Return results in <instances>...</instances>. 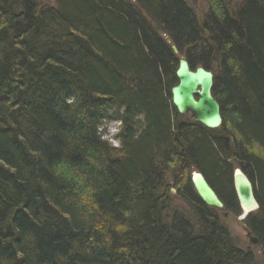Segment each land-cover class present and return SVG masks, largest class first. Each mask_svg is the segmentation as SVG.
<instances>
[{"label":"trees","instance_id":"16d2710c","mask_svg":"<svg viewBox=\"0 0 264 264\" xmlns=\"http://www.w3.org/2000/svg\"><path fill=\"white\" fill-rule=\"evenodd\" d=\"M239 2L0 0V264H259L189 174L236 214L247 174L264 251V0ZM178 52L213 70L219 128L173 106Z\"/></svg>","mask_w":264,"mask_h":264},{"label":"water","instance_id":"95a60500","mask_svg":"<svg viewBox=\"0 0 264 264\" xmlns=\"http://www.w3.org/2000/svg\"><path fill=\"white\" fill-rule=\"evenodd\" d=\"M175 52L177 48L173 46ZM177 85L171 88V98L175 109L181 115L191 114L194 121L208 129L219 128L223 124L221 105L213 94L215 75L210 69L199 66L193 69L187 58H180V65L176 72ZM175 141L182 146L177 137ZM191 182L201 199L207 206L222 209L224 203L216 190L208 183L201 171L191 173ZM235 192L241 209V219L259 208V203L254 193V187L249 177L242 169H235ZM247 236L254 244H258L256 237Z\"/></svg>","mask_w":264,"mask_h":264},{"label":"rangeland","instance_id":"374dc122","mask_svg":"<svg viewBox=\"0 0 264 264\" xmlns=\"http://www.w3.org/2000/svg\"><path fill=\"white\" fill-rule=\"evenodd\" d=\"M45 1H47V0H45ZM186 1L193 8L196 16L199 19H202L204 14L207 12V10L210 7V1L211 0H186ZM227 1L233 7H235L236 5L241 3V2H239V0H227ZM165 37H167V36H165ZM179 56L184 57V58L187 57L185 55V53H179ZM211 71L213 72V70H211ZM192 119H194V118H192ZM118 126H119V123L114 122V123H111L105 127L106 133H105L104 138L108 139L113 145L114 144L116 145L117 141L114 139V136H112V135L114 133H116ZM263 154H264V152H263ZM239 168L240 167L235 164V169H239ZM193 171H200V170L197 168H191L189 174L191 175V173ZM176 176L178 177V175H175V173L174 174L171 173V174H168L167 178H166V182L168 184V191L170 193V201H169L170 202V209H171V211H174V210L182 211L183 213H186L191 218V220H193L194 219L193 218L194 216L192 214L193 210L188 205V203L183 201L182 198L179 197V195L177 194V187L175 184ZM216 210H218V216H219L221 222L228 228V230H229L233 240L236 242V244L238 246H241V248L251 249L256 256L257 262L259 264H264V251L259 245L252 243L250 241V237L247 236L249 229L245 223V219L240 218L241 212L236 214L234 212H229L228 210H225L224 208L216 209ZM251 236H253V235H251Z\"/></svg>","mask_w":264,"mask_h":264},{"label":"bare ground","instance_id":"6f19581e","mask_svg":"<svg viewBox=\"0 0 264 264\" xmlns=\"http://www.w3.org/2000/svg\"><path fill=\"white\" fill-rule=\"evenodd\" d=\"M179 65H180V60H179ZM179 65H178V68H179ZM199 67V66H198ZM201 67V66H200ZM204 67V66H203ZM177 68V70H178ZM197 68V67H196ZM178 80V79H177ZM177 85V84H176ZM175 86V85H174ZM170 94H171V90H170ZM172 99V98H171ZM219 102V101H218ZM234 174H235V168L233 169V172H232V183H233V188L235 190V181H234ZM247 175V174H246ZM206 178V177H205ZM250 179V178H249ZM207 180V178H206ZM208 181V180H207ZM208 183L210 184V182L208 181ZM253 184V183H252ZM211 185V184H210ZM212 186V185H211ZM254 187V186H253ZM236 193V192H235ZM237 196V195H236ZM238 199V198H237Z\"/></svg>","mask_w":264,"mask_h":264}]
</instances>
